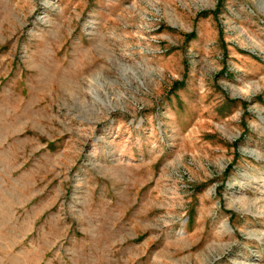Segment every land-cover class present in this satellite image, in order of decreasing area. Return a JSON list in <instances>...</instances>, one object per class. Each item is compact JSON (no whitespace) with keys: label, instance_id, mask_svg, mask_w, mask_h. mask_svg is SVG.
Returning a JSON list of instances; mask_svg holds the SVG:
<instances>
[{"label":"rangeland","instance_id":"374dc122","mask_svg":"<svg viewBox=\"0 0 264 264\" xmlns=\"http://www.w3.org/2000/svg\"><path fill=\"white\" fill-rule=\"evenodd\" d=\"M0 264H264V0H0Z\"/></svg>","mask_w":264,"mask_h":264}]
</instances>
